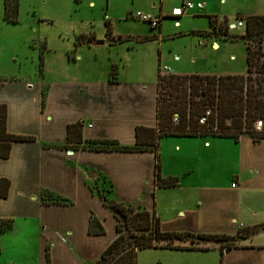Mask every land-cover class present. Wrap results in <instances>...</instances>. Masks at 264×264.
I'll use <instances>...</instances> for the list:
<instances>
[{
    "label": "crops",
    "instance_id": "0c3cea01",
    "mask_svg": "<svg viewBox=\"0 0 264 264\" xmlns=\"http://www.w3.org/2000/svg\"><path fill=\"white\" fill-rule=\"evenodd\" d=\"M87 43L73 44L59 66L48 62L46 67L43 61L37 76L12 75L0 86V103L6 105V131L34 137L32 141L12 142L9 156L0 158V177L10 183L7 196L0 197V218L13 219V227L0 235V254L9 251L7 256H0V264H44L46 247L50 264L95 262L117 235L116 220L103 205L99 192L111 200L140 204L154 211L163 230L234 235L240 227L264 222V153H255L254 148L237 158L239 168L232 172L235 181L228 192L201 187L207 193L216 191V197L206 193L199 203L195 197L194 207L183 204L188 194L181 192L180 181L174 187L155 186L152 151L95 149L103 139L133 145L137 126L154 127L156 89L152 85L146 92L140 85L120 78L114 63L106 78L99 71H87L90 66L83 59ZM112 65L115 75L110 74ZM77 121L82 124L81 143L67 139V125ZM245 135L236 143L241 144ZM246 136L245 147L264 145V140L256 143ZM184 138L173 137L175 151L180 152L182 145L174 141L184 142ZM162 139L168 138H161L160 144ZM225 141L235 144L231 139ZM160 165L162 177L179 179L177 172L165 171L163 163ZM185 170L181 172L186 174ZM174 193L177 200L166 201ZM199 204L206 207L214 229L197 227L196 222L184 228L173 225L172 229L164 225L166 219H161L163 211L174 210V223L176 219L183 221L182 217L190 216L188 210L195 211ZM91 217L100 222L103 233H89ZM240 240L238 246L222 251L213 242H181V246L208 249L161 248L170 252L158 254L157 264H264V231ZM139 251L137 257L143 253Z\"/></svg>",
    "mask_w": 264,
    "mask_h": 264
},
{
    "label": "rangeland",
    "instance_id": "374dc122",
    "mask_svg": "<svg viewBox=\"0 0 264 264\" xmlns=\"http://www.w3.org/2000/svg\"><path fill=\"white\" fill-rule=\"evenodd\" d=\"M200 1L205 5L202 10L190 9L173 18L170 17L175 16L171 10L174 6L180 7L181 0H19L17 22L12 23L3 19L4 0H0V80L12 75L37 76L43 61L46 67L48 62L59 66L79 35H84L83 40L88 35L91 38L83 58L85 65L90 66L87 71H99L106 78L110 64L114 63L120 78L140 85L146 92L152 85L155 89L158 66L161 73L212 70L220 74H244L245 46L241 40L223 39V32L204 37L191 32L212 31L206 15L216 16L219 23L226 18L230 25L239 21L237 13L264 14V0ZM136 12L152 18L161 17L160 27L151 30L146 21L133 16ZM106 22L110 25L111 35L106 33ZM243 32L244 24L228 30L230 35ZM151 35L157 38L138 41V38ZM213 42L217 44L213 45ZM262 51L264 57V37ZM173 137H162L168 139L159 143V159L165 171L177 172L181 192L188 194L183 200L184 205L189 204L187 207L196 206L195 197L199 203L200 198L206 196L207 192L201 191V187H217L220 192H228L230 183L235 181L232 172L239 168L236 162L242 152L246 154L254 148L255 153H264V145L245 147L246 135L241 144L228 143L226 138L187 137L184 142L174 141L182 145L180 152L174 150ZM204 142L209 144L203 145ZM183 169L186 174L181 172ZM207 195L216 197V191H208ZM177 198L175 193L170 194L166 201ZM196 208L195 211L189 209L190 216L182 217L180 222L176 219L174 223L171 219L174 210L163 211L161 219H166L164 225L172 229L173 225L184 228L195 222L197 227L203 225L208 230L214 229L207 219L206 207L199 204ZM176 217H180L179 212ZM217 223L223 224L222 221ZM236 241L241 243L240 239ZM139 252L143 253L137 257L138 264H157L158 254L170 251L148 248ZM7 253L9 251L1 252L0 256H7Z\"/></svg>",
    "mask_w": 264,
    "mask_h": 264
},
{
    "label": "trees",
    "instance_id": "16d2710c",
    "mask_svg": "<svg viewBox=\"0 0 264 264\" xmlns=\"http://www.w3.org/2000/svg\"><path fill=\"white\" fill-rule=\"evenodd\" d=\"M3 19L17 22L19 0H4ZM173 17V16H170ZM237 18L244 24L240 35L228 33L227 19L217 21L208 15L212 31H192L203 36H218L223 39L241 40L245 46L244 74H177L170 71L161 73L158 66L155 103V126L135 128L133 145H120L115 139H103L95 149L118 151H144L154 153V183L157 187L167 188L178 185L176 176L162 177L159 159V143L162 137H218L238 142L246 134L253 142L264 140V57L262 43L264 37V14H241ZM150 28L155 27L146 21ZM106 33L111 35L110 25L106 22ZM76 43L89 41L81 39ZM111 37V36H110ZM156 35L138 38L144 42L156 39ZM120 39V38H119ZM112 40H114L112 38ZM114 65L110 74L115 75ZM3 80H0V86ZM259 122V126L257 125ZM6 105L0 103V158L9 156L12 142L32 141L33 136L15 135L6 131ZM81 122L67 125V139L81 143ZM9 180L0 177V197L8 194ZM103 205L116 220V237L102 251L99 259L92 264H136L138 250L147 248H168L178 250H207L203 246H181V242H213L222 251L235 247L237 239H246L264 230V222L240 227L236 234L193 233L190 231L163 230L160 219L154 211L140 204H128L109 199L106 194L98 193ZM13 227L12 218H0V235ZM89 233H103L100 222L91 217ZM44 264L49 263L48 250L44 253Z\"/></svg>",
    "mask_w": 264,
    "mask_h": 264
},
{
    "label": "built area",
    "instance_id": "2783aa9c",
    "mask_svg": "<svg viewBox=\"0 0 264 264\" xmlns=\"http://www.w3.org/2000/svg\"><path fill=\"white\" fill-rule=\"evenodd\" d=\"M204 8V4L202 2H193V1H189V0H183L182 4L180 7H174L171 10V14L175 15L173 17H177L176 15H180L182 14L184 11L190 10V9H199L202 10ZM134 17H137L143 21H148L150 23L151 26L155 27L159 24V17H154L152 18V16L150 15H146V14H142L140 12H136L134 15ZM178 24V23H175ZM242 22L238 21L236 24L232 23L230 25H228V29H233L237 26H242ZM259 126V122L257 124ZM89 126V125H88ZM232 186H235V184H232Z\"/></svg>",
    "mask_w": 264,
    "mask_h": 264
},
{
    "label": "water",
    "instance_id": "95a60500",
    "mask_svg": "<svg viewBox=\"0 0 264 264\" xmlns=\"http://www.w3.org/2000/svg\"><path fill=\"white\" fill-rule=\"evenodd\" d=\"M96 43H102L101 41L99 42V41H97ZM225 251H228V249H226Z\"/></svg>",
    "mask_w": 264,
    "mask_h": 264
}]
</instances>
